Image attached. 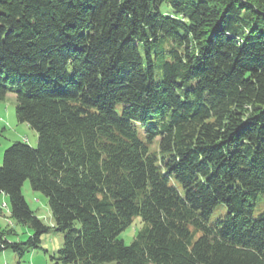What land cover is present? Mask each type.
Here are the masks:
<instances>
[{"label":"trees","instance_id":"trees-1","mask_svg":"<svg viewBox=\"0 0 264 264\" xmlns=\"http://www.w3.org/2000/svg\"><path fill=\"white\" fill-rule=\"evenodd\" d=\"M9 92L38 142L0 162V194L32 229L0 230V251L55 229L56 264H264V0H0Z\"/></svg>","mask_w":264,"mask_h":264},{"label":"rangeland","instance_id":"rangeland-1","mask_svg":"<svg viewBox=\"0 0 264 264\" xmlns=\"http://www.w3.org/2000/svg\"><path fill=\"white\" fill-rule=\"evenodd\" d=\"M0 162L3 161L5 149L14 141L22 140L23 136L20 133L18 126L19 123L16 118V95L9 92L5 99L0 100ZM27 134L30 138L26 140L30 145H36L38 142V133L35 129H29L24 135ZM142 137L144 134L140 131ZM20 137V138H19ZM22 191L30 207L41 217L46 223H53V216L50 211L47 196L32 188L30 180H26L22 186ZM8 204V206H7ZM225 204L219 203L214 208L210 221L215 222L219 216L223 215L226 211ZM11 209L10 196L5 193L0 194V229L5 230L4 227H10L13 232L9 234L12 240L26 241L32 233L29 225L21 223L14 219L9 213ZM264 209V194L260 193L257 198L256 214ZM8 217V218H7ZM12 222V224H11ZM141 227L140 217L134 218L131 225L125 228L120 234L119 238L123 239L125 243L129 244L133 241L137 231ZM64 234L55 229L42 235V242L40 247L32 248L27 247L21 257L13 251V249H5L4 252L0 251V264H56L58 257V250L63 244ZM7 252V253H6ZM101 264H116L115 261H107Z\"/></svg>","mask_w":264,"mask_h":264},{"label":"crops","instance_id":"crops-1","mask_svg":"<svg viewBox=\"0 0 264 264\" xmlns=\"http://www.w3.org/2000/svg\"><path fill=\"white\" fill-rule=\"evenodd\" d=\"M0 118H1V116H0ZM18 121V120H17ZM19 122V121H18ZM19 123H21V122H19ZM18 129H19V131H20V133L18 134L19 136H23V141H26V140H28L29 141V137H28V135L27 134H25L24 135V133H26L27 131H29V129H33L28 123H26V122H23L22 124H21V126H18L17 127ZM20 138V137H19ZM7 206H8V204H7ZM9 213H11V209H9ZM8 218V217H7ZM54 222V221H53ZM11 224H12V222H11ZM53 224V223H52ZM10 227H12V226H10ZM9 227V228H10ZM5 229H7L8 227H4ZM0 230H2V229H0ZM4 252V251H3ZM7 253V252H6Z\"/></svg>","mask_w":264,"mask_h":264}]
</instances>
